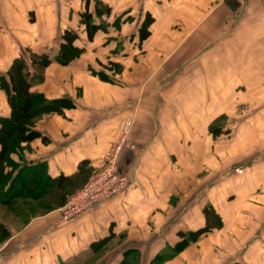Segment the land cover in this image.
<instances>
[{
	"label": "crops",
	"instance_id": "1",
	"mask_svg": "<svg viewBox=\"0 0 264 264\" xmlns=\"http://www.w3.org/2000/svg\"><path fill=\"white\" fill-rule=\"evenodd\" d=\"M64 29L83 52L50 63L33 87L69 104L35 123L47 140L21 144L27 167L39 177L73 175L83 160L97 168L130 122L133 148L118 159L130 184L68 221L47 197L38 212L7 206L0 264H119L129 252L140 255L127 264H264V0H0V73L26 47L54 55ZM110 44L130 46L110 57L121 64L114 84L88 69ZM207 204L222 226L177 249Z\"/></svg>",
	"mask_w": 264,
	"mask_h": 264
},
{
	"label": "trees",
	"instance_id": "2",
	"mask_svg": "<svg viewBox=\"0 0 264 264\" xmlns=\"http://www.w3.org/2000/svg\"><path fill=\"white\" fill-rule=\"evenodd\" d=\"M90 16L91 14L87 11L82 13V22L85 24L87 37L91 40L98 26L91 23ZM150 22L151 18L147 15L139 28L140 39L147 36ZM77 37L78 34L73 29H64L61 33L59 47L54 55L51 56L48 52H35L26 47L22 53L11 60L5 72L0 73V89L5 93L8 105V114L0 116V185L3 183L4 168L10 162L11 154L16 152L22 143H27L37 138L43 141L47 140L46 136L35 128L36 119L47 113L63 114V108L68 106L69 100L67 98L49 99L43 93L34 90L33 87L43 81L45 69L50 63L55 62L60 65H66L83 52L82 47L74 44ZM210 129L213 134L221 132L218 125H212ZM87 166L88 162L83 160L78 165L77 172L73 175L68 176L61 173L55 177H47L52 180V183L57 188H62L77 174L86 171L85 168ZM44 178L31 176L32 183L37 181L41 184ZM30 186L27 184L13 186L18 191H15V194L11 196L20 195L24 189H28ZM4 191L6 190L4 189ZM10 191L11 189H8L6 194L10 193ZM202 213L204 217L202 227L186 233H178L179 237L183 239L177 242V249L211 229L222 226L221 217L211 205H204ZM7 236H9V231L0 222V241Z\"/></svg>",
	"mask_w": 264,
	"mask_h": 264
},
{
	"label": "rangeland",
	"instance_id": "3",
	"mask_svg": "<svg viewBox=\"0 0 264 264\" xmlns=\"http://www.w3.org/2000/svg\"><path fill=\"white\" fill-rule=\"evenodd\" d=\"M135 46V45H132ZM102 47V45H101ZM119 47H121L122 51H125L129 53V45H118V44H110L105 49L106 56L105 58H102V60H99L97 63L89 65L88 69L91 74L95 75L98 79L101 81L107 82V83H118L120 81V76L118 75V72L121 68V64L119 62H115L113 58H110L113 56V53L117 50H119ZM6 67V63H5ZM6 98V97H5ZM2 100V99H1ZM0 100V114L7 113V105L5 101V107L2 105L3 100ZM44 115V114H43ZM39 116L36 119V122L39 121V119L43 116ZM35 122V123H36ZM130 123V122H128ZM220 123H216L215 125H218ZM124 127V125H123ZM129 127L126 132V138L128 139V131ZM123 131V128L121 132L119 133L118 139L116 142L111 145L110 149L119 141L121 137V133ZM129 140V139H128ZM127 148V147H125ZM110 149L108 150L107 154L109 153ZM124 149V148H123ZM122 149V150H123ZM131 149V148H127ZM106 154V155H107ZM23 147L21 146L16 152H13L10 156V162H8V165L5 166L4 172H3V183L0 185V214H5V209L7 206H12L16 208H25L28 209L31 212H38L40 211V207L47 208L50 205H43L40 203L41 197H47L48 199L51 198L54 203L57 202V205H61L65 202L68 195H70L72 192H74L77 188L81 187L86 183V181L89 179V177L94 173V170H96V167L87 166L85 169L86 171L77 174L74 178L71 179L70 182L66 183L62 188H57L53 183L52 180H50L47 176H45L43 182L40 184L39 182L32 183L31 176L34 175L33 169L28 166V161L24 157ZM105 155V156H106ZM104 156V157H105ZM103 157V158H104ZM89 171V172H88ZM14 184V185H13ZM20 184H27L31 185L28 189H24L23 192L20 193V195H17L15 197H12L15 194V187L16 185ZM4 185V186H3ZM11 189L10 193L6 194V191L3 192V190ZM12 195V196H11ZM11 200L13 201L11 203ZM6 207H5V206ZM129 254L128 259L123 257L121 264H127L130 263L132 259L135 261L137 258H133V256L140 255L139 253L129 252L125 253Z\"/></svg>",
	"mask_w": 264,
	"mask_h": 264
},
{
	"label": "built area",
	"instance_id": "4",
	"mask_svg": "<svg viewBox=\"0 0 264 264\" xmlns=\"http://www.w3.org/2000/svg\"><path fill=\"white\" fill-rule=\"evenodd\" d=\"M129 125L128 122L124 124L119 141L101 159L86 183L67 196L60 207L62 220H71L127 190L130 178L119 171L118 159L123 148H133L126 138ZM236 169L240 171V168Z\"/></svg>",
	"mask_w": 264,
	"mask_h": 264
}]
</instances>
